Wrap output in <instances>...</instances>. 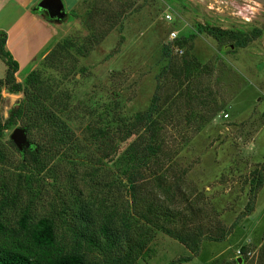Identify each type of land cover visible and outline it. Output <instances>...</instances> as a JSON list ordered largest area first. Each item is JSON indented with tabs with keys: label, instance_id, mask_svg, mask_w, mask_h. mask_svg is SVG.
I'll use <instances>...</instances> for the list:
<instances>
[{
	"label": "rangeland",
	"instance_id": "obj_1",
	"mask_svg": "<svg viewBox=\"0 0 264 264\" xmlns=\"http://www.w3.org/2000/svg\"><path fill=\"white\" fill-rule=\"evenodd\" d=\"M243 4L246 17L239 12ZM63 6L53 37L14 76L23 83L28 71L36 70L54 94L65 97L72 112L83 115L81 122L68 120L75 134L80 137L85 123L100 125L113 112L131 117L156 95L162 149L174 161V172H184L179 176L193 202L203 206L198 224L204 233L228 228L243 210L252 172L262 170L252 211L222 240L203 238L191 253L164 231L143 227L145 244L130 264H264V0H82L73 9ZM198 23L260 33L244 46L235 45L234 38L195 33L188 54L198 65L185 75L178 72L185 46L173 40ZM67 40L73 44L63 48ZM166 42L168 56L162 53ZM4 68L0 57V77ZM18 97L21 91L0 86V120ZM24 120L16 119L0 134V218L15 230L25 208L29 224L47 216L56 248L69 250L77 190L83 201L120 205L129 200L126 181L119 172H84L82 165L74 169L61 160L54 172L22 168L23 151L33 140L27 137L20 148L10 133L14 127L26 133ZM137 138L143 144L145 137ZM89 257L107 264L104 254Z\"/></svg>",
	"mask_w": 264,
	"mask_h": 264
},
{
	"label": "trees",
	"instance_id": "obj_2",
	"mask_svg": "<svg viewBox=\"0 0 264 264\" xmlns=\"http://www.w3.org/2000/svg\"><path fill=\"white\" fill-rule=\"evenodd\" d=\"M202 31L215 37L234 38V44L239 46L246 45L260 33L258 28L238 34L216 26L195 24L192 32L173 40L177 47L185 46L180 57L182 68H178V72L186 75L198 65L194 56L188 54V48L195 33ZM4 43L5 31L0 30V57L5 65L0 86L4 85L11 92L21 91L22 97L10 105L7 116L0 120V134L16 119H25L26 136L33 140V147L24 149L21 167L28 171L54 172V163L61 160L69 163L70 168L82 165L84 172H119L126 181L129 200L107 207L103 200L95 204L81 200V190H77L71 211L74 245L69 250L56 248L53 222L47 216H40L29 224L25 208L17 218L15 230L8 229L0 218V264H99L89 257L92 252L106 255L107 264H130L145 244L143 227L162 230L191 253H196L203 238L222 240L242 216L252 211L256 191L263 181L262 170L252 172L243 210L228 228L216 227L204 233L198 224L203 206L193 202L192 193L182 185L179 176L184 172H174V161L168 159L162 149L156 95L145 109L133 112L131 117L113 112L100 125L85 123V134L79 137L68 120L81 122L83 115L74 114L68 100L54 94L36 70L28 71L23 83L17 81L14 76L17 61ZM72 44L67 40L63 48ZM48 53L44 59L50 56ZM162 53L170 54L169 42L164 44ZM138 136L139 139L145 137L143 144H138L142 141H138ZM108 163H114L116 171L110 170ZM130 231L135 235L131 236Z\"/></svg>",
	"mask_w": 264,
	"mask_h": 264
},
{
	"label": "crops",
	"instance_id": "obj_3",
	"mask_svg": "<svg viewBox=\"0 0 264 264\" xmlns=\"http://www.w3.org/2000/svg\"><path fill=\"white\" fill-rule=\"evenodd\" d=\"M38 0H0V30L5 31V47L17 61V68L25 66L53 37L57 20L49 18L36 7ZM82 0H62L69 9Z\"/></svg>",
	"mask_w": 264,
	"mask_h": 264
},
{
	"label": "water",
	"instance_id": "obj_4",
	"mask_svg": "<svg viewBox=\"0 0 264 264\" xmlns=\"http://www.w3.org/2000/svg\"><path fill=\"white\" fill-rule=\"evenodd\" d=\"M36 7L44 10L49 18L61 19L64 15L62 0H38ZM11 139L21 148L28 143L23 127H14L10 133ZM239 261V258H237Z\"/></svg>",
	"mask_w": 264,
	"mask_h": 264
},
{
	"label": "built area",
	"instance_id": "obj_5",
	"mask_svg": "<svg viewBox=\"0 0 264 264\" xmlns=\"http://www.w3.org/2000/svg\"><path fill=\"white\" fill-rule=\"evenodd\" d=\"M239 12H240V14H241L243 17H246L245 13H247V7L244 6V4H243V6H242L241 9L239 10ZM174 35H175L174 30H170V31H169V37L172 38V37H174Z\"/></svg>",
	"mask_w": 264,
	"mask_h": 264
},
{
	"label": "flooded vegetation",
	"instance_id": "obj_6",
	"mask_svg": "<svg viewBox=\"0 0 264 264\" xmlns=\"http://www.w3.org/2000/svg\"><path fill=\"white\" fill-rule=\"evenodd\" d=\"M53 19V18H52ZM53 20H55V19H53Z\"/></svg>",
	"mask_w": 264,
	"mask_h": 264
}]
</instances>
